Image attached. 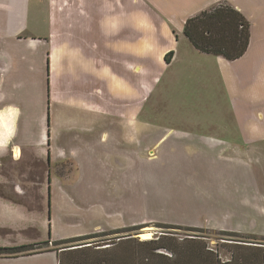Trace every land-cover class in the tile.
Here are the masks:
<instances>
[{"label": "crops", "instance_id": "1", "mask_svg": "<svg viewBox=\"0 0 264 264\" xmlns=\"http://www.w3.org/2000/svg\"><path fill=\"white\" fill-rule=\"evenodd\" d=\"M219 3L235 8L250 24L248 49L241 58L227 61L213 56L224 70L219 73V79L230 100L231 125L220 127L221 136H213L203 131L174 130L136 120L137 110L130 106L134 88L127 77L134 71L141 72V68H134L133 64L139 60L146 63L165 61V56L178 45L186 20ZM172 53L168 65L177 58V52ZM86 71L94 80L83 84L81 77ZM54 77L64 80L56 87V94L60 97L57 105L65 107L64 112L57 108L55 112L47 111L49 119L44 129L47 144L45 140L38 142L36 134L33 139H20L24 134L30 136L31 129L36 128V124L31 123L30 112L37 113L38 108L30 96L38 97L42 93L31 89L33 82L38 81L42 86L49 80L54 93ZM101 90L104 91L102 100L98 93ZM118 97L124 99L125 104L128 99L129 108L119 103ZM60 117L66 124L68 122L67 128L80 123V138L75 129L71 132L80 139L76 154L80 151L83 180H79L77 186L83 183L84 189L109 193L107 197L103 194L97 204L90 205L108 218L105 226L95 233L76 234L74 238L93 234L105 236L144 223L150 216L144 210L132 212L128 217L121 210L116 211L119 201L116 192L130 191L133 195L135 184L143 185L149 180L151 153L155 156L152 160H156L151 169H182V163L175 160L179 149L190 152L186 161L189 158L207 161L212 153L210 163L215 167L222 165L230 171L249 167L245 156L249 152L255 156L261 148L259 145L264 143V0H0V175L4 172L6 158L21 162L25 154L29 157L38 154V158L50 163L55 152L57 156H74L72 148L69 153L62 148L54 151L53 133L56 132L55 124L61 125ZM82 159L92 161L91 165L95 166L93 182L85 179L87 165ZM3 181L0 177V183ZM54 183L56 180L48 178L47 204L48 191L50 202ZM36 185L31 189L35 190ZM10 188L9 191L16 195L23 194L22 188L18 191L15 186ZM38 188L43 191L42 185ZM251 197L242 198L239 205L253 208L255 215H264L259 200ZM49 205L51 207V203ZM138 206L144 208L146 204ZM229 214L224 215L225 221L231 214L239 216V212ZM33 216L24 205L0 197V230H4L2 227L17 234L16 241L6 242L2 247L31 245L33 240L26 236L25 229L32 226L27 223H31ZM210 220L219 225L215 228L228 230L220 226L228 222ZM203 225L193 224L195 228ZM49 227L48 219V230ZM38 239L43 242L40 236ZM49 240L52 242L51 238ZM90 245L61 248L59 252H66L71 258L73 252L84 253L83 247ZM53 248L11 259L39 257L47 259L48 264H58L56 253L49 252ZM110 248L106 245L94 250L100 252ZM65 263L74 264V261L65 260Z\"/></svg>", "mask_w": 264, "mask_h": 264}, {"label": "rangeland", "instance_id": "2", "mask_svg": "<svg viewBox=\"0 0 264 264\" xmlns=\"http://www.w3.org/2000/svg\"><path fill=\"white\" fill-rule=\"evenodd\" d=\"M171 51L177 52V58L169 65L165 61L146 63L143 60L133 64L134 68H141V72L134 71L127 77L134 88L130 106L137 110L135 119L174 130H197L203 131L205 134L221 136L220 127L231 125L230 100L224 94L219 79V73L224 72L223 68L219 66L217 58L202 55L193 50L183 33L180 34L178 45ZM56 71L58 70L54 65V72ZM122 72H124L123 69ZM92 78V75L86 71L81 77V82L84 84ZM122 78H125V74L122 75ZM63 82L64 80H57L54 77V93L51 92L49 80L42 86L38 81L33 82L31 89L35 88L38 93H42L38 97L30 96L34 106L38 108L37 113H34L33 110L30 112L31 123H35L36 128L31 129L30 136L24 134L20 139H33L36 134L35 139H38V142L45 140V145L47 144V134L44 130L45 127L47 128L49 119L47 111L55 112L57 108L63 109L60 112H64L65 106L57 105L60 97L56 94V87ZM103 92V90L98 92L101 95V100ZM117 101L129 108L128 99L127 104L120 97L117 98ZM69 112L72 111L69 110ZM54 114L57 117L56 113ZM59 119L61 125L55 124L56 132L53 133L54 151L57 148H62L69 153L72 148L75 149L74 156H57L55 152L54 159L48 163L45 159L38 158V154H34L33 157L25 154L21 162L12 161L10 158H6L4 161V173H1L0 177L4 179L2 183L6 192L12 185L17 187V191L18 188H22L21 199L42 207V210L32 211L34 216L30 220L31 223H27L32 226L25 227V230L35 229L29 231V234L26 233V236H30L29 239L36 241L35 243L30 242V244L40 243L39 236L43 242H48L40 247H32L31 250L9 252V256L20 257L25 254L43 252L49 247H54L53 249L71 248L84 243L93 245V248H97L96 245L113 246L111 243H120L119 241L126 237L130 239L129 246L132 244L133 250L138 256L145 254L149 256L148 264H161L156 261V258L149 255V247L140 246L139 243L157 239L163 235L176 240L179 243H177L178 247L183 249H190L194 246L191 244L190 248L187 247L189 239L201 240L211 253H218L222 262L229 261L230 251H233L236 256L241 254L244 256L242 264H261L257 258L254 259L255 262H250L247 256L257 254L258 257H261L264 254V215H255L253 208L242 207L239 203L242 198L246 199L252 196L251 198L259 200V204L264 209V143L259 145L261 148L259 152L256 151L255 156L252 152L245 156L249 167L231 171L222 165L218 167L212 165L210 163L212 153L207 157L209 159L207 161L198 162L192 158L186 161L185 158L190 152L184 149H179L176 152L177 158L175 159L182 163V169L177 171L170 168L151 169L156 162V160H152L155 158L154 153H151L149 154V180L143 185L135 184L133 195L130 191L119 190L116 192V197L119 200L116 211L121 210L125 217H128L132 212L135 214L139 210L140 212L144 210L150 215L144 219L141 226L125 228L121 233L107 234L82 242L64 241L54 245L53 242L74 238L79 233H95L98 228L105 226L104 221L108 218L103 217L98 209L91 208L90 205L97 204L103 199V194L104 197L109 194L107 191L84 189L82 188L83 183L80 184V187L77 186L78 181L83 180V175H80V151H77L79 155L76 154L80 139H77L71 132L72 129H75L80 138V123L71 124L72 128H67L68 122L66 124L64 118L60 117ZM57 128H59V132ZM223 138L227 139L228 137ZM221 145L224 144L221 143ZM15 155H17L16 152ZM82 160L81 162L87 165L85 179L93 182L95 166L91 165L92 161ZM46 166L47 171H44ZM133 174H136V177L137 171ZM144 175L147 177L146 172ZM48 178L51 181L56 180V184L54 183L55 185L52 186V199L50 198V231L48 230L47 215L46 183H48ZM34 184H37L36 188L42 185L43 193L39 191V188L31 189ZM26 187L29 189L28 191H26ZM10 193L13 194V191L10 190ZM132 202H134L133 207H131ZM142 204H146V207L138 206ZM238 212V217L231 214L230 219L225 221V214ZM210 219L228 222V224L220 225L228 227V230L221 231L215 228L219 225H214L213 220ZM113 220L112 222H114ZM163 221L181 224H168ZM195 223H201V225L208 223L210 226L203 225L195 228L193 226ZM198 228L200 229L198 230ZM1 229L4 230H0V247L4 246L6 242L17 240L14 239L17 235L14 234V231L2 227ZM48 232H50L52 242L48 238ZM114 247L110 248L109 252L106 250L107 259L108 255H112V251L115 258L124 252L122 246ZM129 253L130 251L122 254L115 264H131ZM98 259H104V257L97 256L96 260ZM189 260L191 259L188 256L182 257V264H192ZM46 263L48 264L47 259L39 257L34 259H0V264Z\"/></svg>", "mask_w": 264, "mask_h": 264}, {"label": "trees", "instance_id": "3", "mask_svg": "<svg viewBox=\"0 0 264 264\" xmlns=\"http://www.w3.org/2000/svg\"><path fill=\"white\" fill-rule=\"evenodd\" d=\"M183 35L188 41V43L196 51L205 55L221 57L227 61H235L241 58L248 49V45L250 41V24L245 19V17L235 8L225 3H219L211 7L210 9L205 10L200 14L186 20L183 28ZM172 56H173L172 52L168 53L165 56V62L167 64L170 63ZM44 171H47V166L44 167ZM9 189L10 188H8L6 192L3 183H0V197H2L5 200L11 201L13 203L22 204L30 211H35L37 209L42 210V207L40 205H34L31 203V201L21 199V196L16 195L14 192L13 194H11ZM49 203L50 202H49V191H48L47 215L50 221ZM31 230L33 229H28L25 232L29 234V231ZM121 232H124V230H117L109 234H115ZM101 236L104 235L93 234L84 237L56 241L53 243L54 245H57L64 241L82 242L85 240L99 238ZM129 240H130L129 238L127 239L126 237H124L123 240L119 241L120 243L117 244L111 243V245H113L111 246V248L120 245L124 249V252L122 254L130 251L128 256L131 258V264H148V261L150 259L149 256H147V254L143 256H138L135 250H133L134 248L132 247V244L129 246L130 244ZM47 243L48 242H40L34 245L0 247V258L1 259L17 258V257L9 256L8 253L17 252L21 250H26V251L31 250L32 247H40ZM177 243L178 242H176V240L167 238L166 236L162 235L157 239H151L149 241L140 242L139 245L149 247V251H150L149 255L152 256V258H156L157 259L156 261L160 262L161 264H182V257L185 256H188L191 259L189 261L192 264H242V261H244L243 259L244 256L241 253H240L241 255L236 256V254L233 251H230L231 253L230 260L227 262H222L219 258L218 253H211L210 249L207 248L206 244H204L203 241L201 240L196 241L195 239H189L187 241L188 243L187 247L190 248L189 246L191 244H194V246L190 249L180 248L178 247L179 243L178 244ZM96 247L99 246L96 245ZM83 248L84 251L86 252L80 254L73 252L74 255L72 254L73 256H71V258L70 256H67L66 252H59V249L57 248L52 249L49 252L56 253L58 258V264H66L65 260L66 261L72 260L74 261V264H115L116 260L122 255L121 254L119 257L115 258V254L112 251V255H108V259H107L105 253L106 251H100V252L98 250L95 251L94 249L96 248H93V245L85 246ZM253 248H258V247H253ZM109 251L110 250H108V252ZM32 254H38V252ZM23 256H30V255H23ZM97 256L104 257V259L96 260ZM248 256L247 259L250 262H255L256 260L254 259L257 258L261 264H264V254L261 255V257H258L257 254H252L249 257ZM141 261L143 263H140Z\"/></svg>", "mask_w": 264, "mask_h": 264}]
</instances>
